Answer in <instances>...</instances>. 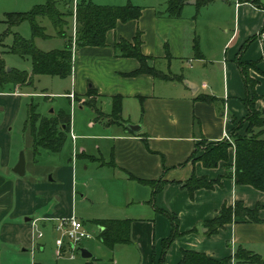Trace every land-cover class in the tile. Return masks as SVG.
<instances>
[{
    "label": "crops",
    "instance_id": "0c3cea01",
    "mask_svg": "<svg viewBox=\"0 0 264 264\" xmlns=\"http://www.w3.org/2000/svg\"><path fill=\"white\" fill-rule=\"evenodd\" d=\"M195 1L183 0L177 16L162 13L164 7L159 10L140 6L137 19L117 21L105 32L103 46L73 47L72 50L68 75L71 93L84 98L87 90L92 89L94 108L100 116L89 117L83 135L75 134L70 123L68 136L71 140L86 136L94 143L93 151L80 147L79 155L94 164L93 170L101 171L100 175L106 178L103 196L109 218L130 221V241L108 248L113 257L111 264H157L161 240L170 232L169 220L160 210L176 216L178 231L163 254V264H176L182 250L202 253L214 260L227 258L226 264H251L234 259L237 247L264 260V192L234 182L231 146L227 148L226 159L213 167L201 164L197 156L202 148L196 151L195 147L200 141L225 140L224 134L229 136L234 124L230 118L244 117L246 111L240 101L244 86L236 59L256 61V70L264 71V39L256 37L264 21V10L249 0H238L237 4L233 0L231 27L226 23L222 26V22L218 28L217 24L202 19L201 11L217 8L218 1L225 3L226 0H208L197 8ZM187 5L194 7L193 14L182 16ZM71 19L73 32L74 19ZM136 33L140 51L147 57L146 66L162 74L178 75L179 80L148 73L130 75L138 68V62L133 57L117 56L114 44L121 39L131 42ZM252 36L254 39L239 53L240 46ZM194 40L199 57L193 52ZM263 78V74H258L254 87L258 95L256 105L261 108L264 100L258 86ZM69 92L63 96L69 98ZM202 95L214 100L198 98ZM113 96L120 98L116 121L109 119ZM76 104L79 108L86 106ZM128 124L139 128L132 132ZM191 176L204 178L212 185L194 188L189 193L184 183ZM6 179L0 176V219L5 215L10 219L13 201L18 206L14 217L21 216L27 222L23 215L34 209L30 208L31 198L20 196L18 201L17 194L12 196L11 192L18 180L11 182V186ZM142 180H154L156 185L159 180L161 186L153 192L155 184ZM40 188L42 193L38 195L46 200L45 188ZM236 201L248 209L256 207L257 220L234 216L214 233L206 234L203 222L212 219L221 205L232 206ZM54 209L56 212L49 219L64 217L58 205ZM24 225L3 222L0 239H10L12 235H8L12 232L16 242L30 245L32 228ZM4 250L9 251L2 247L0 254ZM20 251L26 249L22 247ZM85 259V262L95 260L92 255Z\"/></svg>",
    "mask_w": 264,
    "mask_h": 264
},
{
    "label": "rangeland",
    "instance_id": "374dc122",
    "mask_svg": "<svg viewBox=\"0 0 264 264\" xmlns=\"http://www.w3.org/2000/svg\"><path fill=\"white\" fill-rule=\"evenodd\" d=\"M53 1L55 8L61 13L66 14L67 10H72V0ZM91 1L104 5H123L128 1L141 7H155L159 10L164 7L162 13H166V0ZM232 1L226 0L225 3L218 1L217 8L209 7L207 10L201 11V18L209 23L217 24L218 28L224 26L225 23L231 27ZM261 1L257 0V2ZM45 2L46 0H0V42L3 44L0 49L5 50L7 46L12 45L15 35L31 40L42 51L63 48L64 39L55 34L56 32L47 18L39 16L34 18L36 23L43 27L44 33L48 35L46 38L32 36L30 24L27 20L11 24L5 18L7 12H26L31 10L33 6ZM66 3H68L67 7H65ZM193 10L192 5H187L181 15L191 16ZM14 18L16 17L11 16L9 20ZM64 18L67 24L63 26V30L67 36L72 37V16L66 15ZM218 28L215 27L216 30ZM0 56L6 67L26 70L27 72L30 70V60L26 56L20 57L9 52H2ZM247 73L253 79L257 78L258 74L264 75V71L252 68H248ZM69 77L33 75L29 84L6 85L4 90L0 91V176L7 178L6 180L10 181L11 186L13 185L11 182L18 180L17 184L12 186V196H15L16 193L18 201L20 196L26 199L31 198L30 208H34L23 215V218L28 217V221L25 222L21 216L14 217L13 214L18 206H15L12 201L10 219L8 215H5L3 220L0 219V230L3 222L18 223L21 226H25L24 223H26L30 229L32 228L30 245L23 246V243L16 242L12 232L8 235V237L12 235L10 239H0V249L2 247L9 249V251L5 252L4 250L3 254H0V264H84L86 259L81 258L79 252H75L72 259H69L67 255L59 258H55L53 255L54 238L59 236V232L51 227V220L54 218L49 219L48 216H52L56 212L54 207L57 205L60 214L64 217L73 216L82 222L86 236L79 242V245L89 251L92 258L95 259L91 261L92 264H111L110 259H113L109 249L98 240L97 225L95 223V220L109 219L103 196V188H105L103 185L106 178L100 175L99 172L101 171L93 170L94 164L88 163L79 155L80 147L89 148L90 151H93L94 143L88 141L86 136H79L76 140H71L67 134L61 150L57 153L39 148L36 152H33L31 148L32 140L28 124L25 121L29 104H36V111L43 115H53L59 109L69 113L71 129L73 126L75 134H85L89 117L100 116V112L97 113L92 107L82 106L79 108V105L76 104H81L86 100L94 102L91 97L93 94H87L84 98L72 94L71 102L69 101L70 98L63 96L66 91L70 90L69 93H71ZM258 88L264 100V78L259 82ZM49 109H51V112ZM109 119L113 120L111 116ZM203 145L204 141L199 142L196 151ZM20 151L24 156L25 172L22 176H16L11 172V167ZM40 187L45 188L48 196L46 200H44L45 197L38 195L42 193L39 192ZM101 188L102 190H100ZM79 194H82V196L80 197ZM38 232L41 233L40 237L36 236ZM16 234L23 238L17 232ZM22 247L26 251L21 252Z\"/></svg>",
    "mask_w": 264,
    "mask_h": 264
},
{
    "label": "trees",
    "instance_id": "16d2710c",
    "mask_svg": "<svg viewBox=\"0 0 264 264\" xmlns=\"http://www.w3.org/2000/svg\"><path fill=\"white\" fill-rule=\"evenodd\" d=\"M208 0H196V8L205 4ZM255 7L264 10V2L261 4L257 0H249ZM53 0H46L44 4L35 5L31 10L26 12H7L5 18L8 23L16 24L20 21L27 20L30 24L32 36H39L46 38L43 27L39 26L35 17L47 18L55 34L64 39V46L62 49H52L49 51H42L38 49L31 40H26L18 35L13 38V43L7 46V49H0L2 52H9L16 54L20 57H28L30 60V70H19L9 67L6 69L3 59L0 56V91L4 90L6 85H21L29 84L31 76L33 75H51L60 78L66 77L70 74L71 70V42L74 47L81 46H103L105 32L112 29L117 21L126 22L128 20H135L139 17L141 7L126 2L123 5H100L91 2L90 0H78L75 3L73 10H67V13L59 12L54 6ZM183 0H166V15L177 16L179 15L180 7ZM68 4V3H66ZM72 16L74 19V33L73 38L67 36L63 30V26L67 24L65 16ZM16 17L12 20L9 18ZM264 31V21L258 32ZM72 39V40H71ZM254 39V36L249 37L240 46L239 53L243 51L246 44ZM139 34L136 33L131 42L125 40L117 41L114 46L116 48V55L122 57H133L138 62V68L130 75L138 73H148L153 76L161 77L163 79H180L178 75H166L156 71L145 64L146 56H144L139 48ZM0 46L3 44L0 42ZM194 55L199 57L197 41L192 43ZM264 58V50L262 52ZM236 65L239 69L243 86L244 96L240 99L244 108V117L234 120L229 136L231 143L227 140H219L216 142H204L202 153L197 156L204 167H213L219 160L226 159L227 148L229 146L233 149V164H232V177L237 184L250 185L251 187L264 192V108L256 105L258 95L254 87L257 83L256 79L248 76V68L257 69L256 61H241L238 57ZM10 92V91H7ZM92 94V89H88L86 94ZM198 98L206 101L214 100L213 97L202 95ZM118 96L112 97V105L110 116L113 121L118 120L119 113ZM94 110V102L86 100L82 102ZM36 104H29L27 115L25 118L29 127L31 136V148L33 152L37 149L45 150L48 152L57 153L61 150L66 136L69 131L70 115L69 113L59 109L53 115H43L36 111ZM97 111V110H95ZM203 141H200V143ZM196 147V146H195ZM195 150V149H194ZM191 156L189 157V159ZM143 183L154 185L156 181L145 180ZM211 181L204 178H195L191 176L185 183L184 187L191 193L194 188L210 187ZM161 186V183L154 186L153 192ZM169 220L170 232L167 237L161 240V254L158 258L157 264H163V254L173 240L178 235L177 219L174 214L160 210ZM234 216H247L252 220L256 218V207L248 209L242 206L240 202H234L232 206L221 205L217 214L210 220L203 222L206 227V234L214 233L218 228L222 227L225 223L232 220ZM98 227L97 238L107 248H112L117 244H126L129 239V225L128 219H101L95 220ZM236 261L251 263V264H264V260L255 253L247 251L241 247H237L233 253ZM227 258L214 260L202 253L182 250L180 259L176 264H226ZM84 264H92L91 260L86 261Z\"/></svg>",
    "mask_w": 264,
    "mask_h": 264
},
{
    "label": "built area",
    "instance_id": "2783aa9c",
    "mask_svg": "<svg viewBox=\"0 0 264 264\" xmlns=\"http://www.w3.org/2000/svg\"><path fill=\"white\" fill-rule=\"evenodd\" d=\"M75 3L76 0H72V10ZM234 3L237 4L238 0H234ZM72 33H74V26ZM256 37L264 39V31L258 32ZM73 47L72 43V49ZM67 96L72 99V93L67 94ZM224 138L231 143V139L227 134H224ZM51 227L59 232V236L54 238L53 255L55 258L67 255L69 259H72L75 252H79V242L86 236L82 222L73 216L59 217L53 219ZM36 236L40 237L41 233L38 232Z\"/></svg>",
    "mask_w": 264,
    "mask_h": 264
},
{
    "label": "water",
    "instance_id": "95a60500",
    "mask_svg": "<svg viewBox=\"0 0 264 264\" xmlns=\"http://www.w3.org/2000/svg\"><path fill=\"white\" fill-rule=\"evenodd\" d=\"M193 2V0H191ZM7 70H9V67H6ZM49 111L51 112V109H49ZM127 128L132 131V132H135L136 129L139 128L138 125H134V124H128L127 125ZM11 172L13 174H15L16 176H22L25 172V164H24V156H23V153L20 151L18 153V156H17V159L16 161L14 162V164L12 165L11 167ZM24 220H28V217H25ZM78 251H79V255L81 258H89L91 256L90 252H88L86 249L82 248V247H79L78 248Z\"/></svg>",
    "mask_w": 264,
    "mask_h": 264
}]
</instances>
